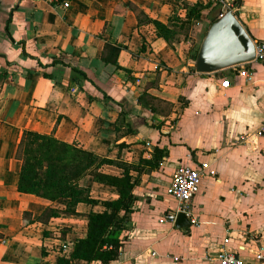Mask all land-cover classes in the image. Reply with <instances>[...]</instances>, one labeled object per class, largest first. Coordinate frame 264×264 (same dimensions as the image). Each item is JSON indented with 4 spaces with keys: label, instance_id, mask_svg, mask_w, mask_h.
Instances as JSON below:
<instances>
[{
    "label": "crops",
    "instance_id": "1",
    "mask_svg": "<svg viewBox=\"0 0 264 264\" xmlns=\"http://www.w3.org/2000/svg\"><path fill=\"white\" fill-rule=\"evenodd\" d=\"M70 1L65 8L52 0H0V264H57L63 245L86 235L88 213L103 210L80 203L78 215H60L46 224L36 220L48 206L65 208L67 200L18 191L22 163L16 153L25 129L55 131L58 139L106 157H118L124 144L121 153L128 161L145 157L147 141L150 150L167 149L161 167L144 174L135 188L132 231L115 264H218L222 248L245 264H264V258H257L264 248V135H256L264 125V63L194 71L190 39L172 48L153 24L140 26L133 11L116 13L118 4L132 2L168 23L176 0ZM232 1L254 42L264 41V0ZM108 40L128 45L119 61L134 78L103 62ZM56 57L64 64L41 67ZM73 67L89 80L74 79ZM240 68L253 71L254 80L239 77ZM45 72L53 77L46 78ZM227 80L230 86L223 87ZM145 90L173 103L172 113L154 117L138 103ZM120 111L135 131L117 139ZM202 162L215 173L203 177L193 201L200 224L177 228L162 222L177 208L168 193L176 169ZM103 170L122 172L111 165ZM82 185L98 199L118 196L114 187L91 176ZM26 211L36 221L24 226Z\"/></svg>",
    "mask_w": 264,
    "mask_h": 264
},
{
    "label": "trees",
    "instance_id": "2",
    "mask_svg": "<svg viewBox=\"0 0 264 264\" xmlns=\"http://www.w3.org/2000/svg\"><path fill=\"white\" fill-rule=\"evenodd\" d=\"M65 1L69 0H52V4L59 5ZM176 1L185 10V16L184 18L177 17V19L170 17L168 23L149 16L132 2L118 4L116 13L121 12L124 15L128 11H133L140 26L153 24L157 36L164 39L173 48V42L177 40L178 33L185 28L189 30L193 25L201 22L203 10L210 6V3L202 1L195 3L188 0ZM219 18L220 16L213 18L210 26ZM207 29L202 33V37L205 36ZM200 46L201 44L195 48L191 47L188 51V56L194 63L198 58ZM123 50H128L127 44L108 40L102 51V60L107 65L115 66L116 69L125 70L130 77L134 78L131 70L120 65L119 59ZM142 50H144V46H142ZM57 64L64 63L57 57L51 64L40 63L43 68ZM73 70L77 74L74 79L89 80L81 69L73 67ZM192 70L196 71L195 64ZM44 76L52 78L53 74L45 72ZM150 86L152 85H148V88ZM147 90L139 96L138 103L149 109L154 117L170 115L174 108L173 103L155 97ZM103 96L113 100L105 92H103ZM125 116L124 111H120L116 123L117 139L135 131L129 123L125 122ZM119 146L118 157H106L81 147L77 142L68 143L58 139L55 131L52 133H40L30 129L23 131L16 153V158L22 163L18 191L53 202L61 199L67 200L63 209L46 207L36 219L37 221L46 224L52 218L60 215H78L77 207L80 203L91 205L93 208L95 206L103 207L101 211L92 209L88 213L86 235L76 239L72 251L68 255H60L57 264H91L95 261H100L102 264H115L119 260L122 249L128 242L129 234L132 231L129 224L137 201L135 188L141 184L144 174L161 167L163 158L168 154L166 148L156 146L150 159L142 157L137 161H128L123 158L121 153L125 145L120 144ZM105 165L120 168L121 175L105 172L103 170ZM88 176L93 177L96 182L114 187L118 194L117 198L103 200L93 197L91 189L82 185V180ZM36 220L33 219L31 213L26 211L23 225L26 226ZM65 232L62 235L64 239ZM45 235H49V233L45 232Z\"/></svg>",
    "mask_w": 264,
    "mask_h": 264
},
{
    "label": "built area",
    "instance_id": "3",
    "mask_svg": "<svg viewBox=\"0 0 264 264\" xmlns=\"http://www.w3.org/2000/svg\"><path fill=\"white\" fill-rule=\"evenodd\" d=\"M22 1V0H16ZM223 3V9L225 13L231 10L235 15H238L239 5L235 1L228 0H218ZM71 5V1H65L62 3V6L65 8H69ZM255 43V58L253 61H259L264 63V41L254 42ZM252 62V61H251ZM233 66V67H237ZM238 76L244 78L246 82H252L254 80V72L247 68H240L237 70ZM223 87H229L230 81H224L222 83ZM257 136L264 135V125L256 132ZM146 147L148 151L145 153V157L152 154L153 150L152 144L150 142H146ZM215 172L211 170V164L208 162H202L198 166H190V165H181L179 166L174 175L171 182V185L168 188V193L177 201V208L167 214L162 222L172 223L175 225V222L178 218L179 213H184L191 225H199L200 220L196 215L193 201L194 198L200 193L202 179L206 174H214ZM7 242V241H4ZM229 239H225V243H228ZM73 249V245L64 244L62 249H60V253L62 255H68ZM258 259L264 258V248L261 247L260 251L257 253ZM179 258L175 257V261H178ZM216 261L218 264H245L244 260L241 259L236 253L230 252L225 248H222L216 256Z\"/></svg>",
    "mask_w": 264,
    "mask_h": 264
},
{
    "label": "water",
    "instance_id": "4",
    "mask_svg": "<svg viewBox=\"0 0 264 264\" xmlns=\"http://www.w3.org/2000/svg\"><path fill=\"white\" fill-rule=\"evenodd\" d=\"M255 58V43L238 16L231 10L223 14L207 29L196 60V70L213 73ZM191 225L184 213H179L177 228Z\"/></svg>",
    "mask_w": 264,
    "mask_h": 264
},
{
    "label": "rangeland",
    "instance_id": "5",
    "mask_svg": "<svg viewBox=\"0 0 264 264\" xmlns=\"http://www.w3.org/2000/svg\"><path fill=\"white\" fill-rule=\"evenodd\" d=\"M191 3H195V0H188ZM198 1V0H197ZM230 1V0H228ZM232 1V0H231ZM178 3V2H177ZM207 3H210V6L205 8L203 10V17L201 19V22H199L197 25H193L189 30L187 28L183 29L181 32L177 35V40L173 42L174 47H179L178 42L179 41H187L190 39L191 45H195L197 47L198 43V34L200 32H204L207 28H209L211 20L217 16H222L225 14V10L223 9V3L219 2L218 0L214 1H208ZM181 4H177L175 6L173 12H171V17H174L177 19V17L184 18L185 10L181 8ZM182 15V16H180ZM177 21V20H175ZM187 29V30H186ZM200 42V40H199ZM197 44V45H196Z\"/></svg>",
    "mask_w": 264,
    "mask_h": 264
}]
</instances>
